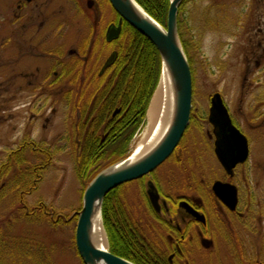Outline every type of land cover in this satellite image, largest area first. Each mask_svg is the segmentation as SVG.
I'll list each match as a JSON object with an SVG mask.
<instances>
[{"label":"rangeland","instance_id":"obj_1","mask_svg":"<svg viewBox=\"0 0 264 264\" xmlns=\"http://www.w3.org/2000/svg\"><path fill=\"white\" fill-rule=\"evenodd\" d=\"M13 2L0 0V243L3 242L0 244V264H83L75 243L77 219L68 223L55 222L58 217L68 221L81 211L86 189L76 172V158L81 147L79 130L84 119L73 111L64 96L68 90L77 88H73L69 81H63L59 86L41 89L40 79L48 76L57 54L67 56L80 47L92 24L86 21L88 16H67L62 21L60 17H49L52 32L50 36L43 32L38 40L42 43L48 39L51 45L45 53L38 47L31 54L32 49H26L23 41L36 38L45 19L28 16V10L20 12L21 17H15ZM211 7L219 11L214 18H211V12L208 14L209 24L220 27L221 24L216 22L220 15L226 20L227 26L223 27L226 31L218 35L202 29L204 16L198 17L199 21L193 18L195 13L199 14L195 10L204 11ZM111 15L101 17L100 28L111 23L108 22L114 18ZM25 22L26 32L22 28ZM181 22L187 41L195 40L193 44L200 46V55L209 53L213 57V62L208 63L203 55L197 65L195 114L207 115L208 98L216 92L225 94L234 111L246 114L253 111L256 95L264 87V76L257 85L251 76L245 81L247 75L244 71L256 73L264 69V49H260L258 43H264L263 34L258 33L261 25L264 26V0L187 2L183 6ZM231 24L237 25L228 28ZM193 30L196 39L191 38ZM21 32L23 44H18L17 49ZM218 39L232 45V48H222L220 65L214 60L218 54L214 47ZM30 73L36 79L26 77ZM245 85L249 94L242 97ZM198 121V126L204 127L189 126L173 157L146 178V194L150 200L148 185L152 182L159 188V194L199 200L203 206L212 208V211L209 207L207 210L213 224L237 216L236 221H228L231 230L229 226L230 232H226V236L215 231L212 233L214 245L210 251L198 248L196 238L193 239L191 244L196 249L193 248L194 254L191 252L188 257L189 264H251L253 258H263L261 263H264V120L255 122L251 119L248 128H245V116L240 120L250 142V157L232 179L226 177L214 154V142L206 136L211 127L203 120L202 123ZM148 123L146 116L124 159L115 162L107 159L101 168L109 169L133 156ZM20 161L19 169L16 165ZM7 164L11 168H4ZM37 167L41 172L36 171ZM7 169L9 172L5 175ZM28 177L30 180H24ZM216 181L237 186L240 196L238 214L225 215L227 211L213 196L212 186ZM28 182L34 184L31 191L27 189ZM20 187L24 190L21 191ZM120 194L135 216L138 227L140 224L145 226L146 221L155 223L140 181L126 185ZM165 215L161 217L168 220ZM172 216L181 223L179 214ZM102 223L107 249L108 235Z\"/></svg>","mask_w":264,"mask_h":264},{"label":"flooded vegetation","instance_id":"obj_2","mask_svg":"<svg viewBox=\"0 0 264 264\" xmlns=\"http://www.w3.org/2000/svg\"><path fill=\"white\" fill-rule=\"evenodd\" d=\"M196 1L198 2V0H185L183 2L180 8V11H179V18H180L179 21L180 22H181L183 6L187 2L191 3V2H196ZM13 4L16 5L15 17H21L20 12H23L24 10H28V13H27L29 14L28 16L35 15V16H38L39 18L42 17L45 19L41 24L38 36L36 35V38H31L30 40L29 38H27L28 41H23L24 44L26 45V49L28 50L32 49V51H30L31 54H34L35 48H38V47L42 48L43 49L42 52L45 53L47 48H49V46L51 45V42H49L48 39H46V41L42 43L38 40L39 39L38 37L43 32H45V35H48V36H50V33L52 32L53 26L52 25L50 26L49 24L50 20L48 22L49 17H60L62 21L63 18L67 16H73V17H80V16L87 17L88 16L87 18L89 19H87L86 21L91 23L92 26H90L91 31L85 37L86 39L85 38L82 39L80 42V47H78L77 50L70 51L67 56L63 55L64 53L57 54L56 58H54L55 64L54 66H52V69L48 73V76H45L44 78H41L40 80L43 84V86H41V89L43 87L47 88L50 85L51 87L54 85L59 86L60 83H62L63 81L65 82L69 81L70 85L73 88H77V89L68 90L64 94L65 101H67L68 105H71V108L73 109V111L76 110V112L79 113L80 118H82V114L88 115V113L93 112L95 108V103L98 97L101 94H105L107 91L106 89L112 86L111 82H112L113 73H111V71L119 57L118 52L115 50V43L121 39L122 34H123V22L121 24V18L117 14L115 9L113 8L111 1L110 0H14ZM217 5L218 4H215L214 6H217ZM195 11L199 12V14L197 15V13H195L193 17L194 20L199 21L198 17L202 18L204 16V25L202 27L203 30L210 32L211 34L215 33L217 35L221 32L226 31L224 29L227 26L225 25L226 20L221 15L219 19L216 21L218 22V25L221 24L220 27L214 28L213 25L209 24L210 18L208 17V14L211 12V15H212L211 18L216 17L219 11L218 9H216V7H211L204 11H200V10H195ZM111 14L114 15V18L108 21L111 23L108 24V26L103 29L100 28L99 23L102 20V18L103 17L105 18L107 15L111 17L112 16ZM236 25L237 24H234V25L231 24L230 26H228V28L236 27ZM119 27H121L119 37L109 41L108 38H109V32L111 31V29L113 28L116 29ZM22 28L26 32L28 28L26 27V22L23 24ZM262 28H264L263 25H261V27L259 28V31L258 29L257 31L259 34H263L264 36V29ZM28 31L30 32V29H28ZM192 33H193V36H191V38L195 36L194 30ZM22 35H23V32L18 34V38L20 37L19 38L20 41H21ZM228 35L230 34L228 33ZM185 37L186 36L184 34L183 41L186 44L187 49H188V57H189L188 59H189V63L191 66L192 78H193V101H192V111H191V118H190L189 126H195L201 129L202 127H204V125L199 124L201 127L198 126L197 120H199L198 122H201V123L203 120L206 123V125L211 127L212 129L211 132H208L206 136H209V138L213 140L214 154L217 158V155L215 153V148H216L215 146L216 144L215 126L211 122L214 97L216 95H220L223 101V104L225 106V109L227 110V113L229 115L230 122L235 128L240 130L241 133L245 135L244 129L242 130L241 123H240V120L244 116H245V119L247 120L246 122L247 124L245 128H248V123H249V120L251 119L252 121H255V122L259 120L260 121L264 120V92H262L264 91V87L260 91H258L256 95L257 100H256L254 110L249 112V114L248 113L246 114V112L243 113L241 111H238V112L234 111L232 106L229 104L225 94L216 92L215 94L209 96L208 98L207 115L206 113H204L203 116L196 115L195 114L196 107L194 105L195 103L194 93H195V77L197 76V72H198L197 65H199V59H201L203 55H205V59L207 58L208 63L213 62V57L209 55V53L200 55V51H201L200 46L194 45L193 43L195 42V40L193 39L189 43V41H187ZM194 39H196V37H194ZM20 41L17 42V49H19L18 44L19 46L21 45V43L23 44V42L22 41L20 42ZM258 43H259V48L264 49V43L262 41H259ZM237 45L238 44H236L235 49ZM215 46H216V51L218 54H215L214 60L215 62L218 63V65H220L222 62L219 59V55L220 56L223 55L222 48L223 47L232 48V45H231V42H225V41H221L220 39H218L214 47ZM114 54L116 55V59L114 63L110 67L106 68V64L108 60ZM259 65H260V62L257 63V66ZM244 73L247 75V78L245 81H247L251 76L252 80H255L257 85H259L261 81V76H264V69L256 73H253L251 70L249 71L245 70ZM26 77L36 79V77L34 78L33 73L26 74ZM246 87L247 85H245L244 87L242 97H245L247 96V94H249V91H247ZM114 114H113V117H114ZM85 122L86 121H83L81 123L82 127L87 126V122L86 123ZM107 138H108V133L104 135V142L107 140ZM101 142L104 143L103 141ZM248 142H249V139H248ZM249 146H250V142H249ZM212 153H213V150H212ZM245 164L239 165L234 170V175L236 171L240 167L244 166ZM222 170H224L223 167H222ZM224 172H225L226 177L231 179V177L228 176V173L225 170ZM225 183H230V182H225ZM157 190L159 191V188H157ZM143 191L145 194L144 196L148 204V207L150 211L154 213L153 215H154L155 223L151 224L148 221H146L145 226L139 223L140 224L139 228L138 229L136 228L135 233L137 232L138 235L140 236L141 254H146L147 252L146 250L148 248L147 245L151 244V246L157 250L159 249L164 250V254L166 256V260L168 264H189L188 257L191 252L193 253V248H195V246H193V243L191 244V241L195 238L197 240L198 248L199 247L203 248L202 242L204 239L211 241L212 244L210 248H208V250L205 249V251H210L214 245V241L211 239L212 233L215 231V232H219L222 236L224 235L226 236L225 233L230 232L229 231L230 225L228 221H230L231 219V221L233 222V220L236 221L237 219V216H236V219L226 218L225 220L222 219L221 222L216 221L215 224H213L211 221L209 212L207 210L209 206L207 207L205 205L203 206L199 200H190L188 197H185V196H179V197L174 198V197L166 196L165 194L162 195L161 193L159 195L162 201L160 202V212L158 213L154 210V208L152 207L149 201V198L145 191V183L143 186ZM238 193H239V189H238ZM239 199H240V196H239ZM217 201L225 209V211H227L225 215L228 214L229 216V214L230 215L238 214L237 211L239 209V205H238V209L235 212H232L229 209H227V207H225V205H223L219 200ZM185 202H187L195 211L205 216V219H206L205 225L197 221L186 209L181 208V204ZM209 208L212 211V208L211 207ZM163 214H166L165 216L168 217V220L165 218L163 219V217H161V215ZM175 214H179L181 223L177 222L175 217L172 216ZM212 214L215 215L214 212H212ZM29 215H30V212L27 211V216ZM62 221L65 223L69 222V221H66L63 217H58V220H56L55 222L61 223ZM230 230H231V226H230ZM199 241H200V244H199ZM242 252H243V249H242ZM261 259L263 258H260L259 260H257L256 258H253V261L251 262V264H264V263H261V261H263Z\"/></svg>","mask_w":264,"mask_h":264},{"label":"water","instance_id":"obj_3","mask_svg":"<svg viewBox=\"0 0 264 264\" xmlns=\"http://www.w3.org/2000/svg\"><path fill=\"white\" fill-rule=\"evenodd\" d=\"M123 21L127 22L158 49L164 71L169 75L173 93V115L170 125L158 144L137 161H123L102 171L88 185L83 196V207L78 213L76 245L84 264H133L109 251L100 249L94 242L95 220L102 215L105 198L120 186L140 180L157 170L175 152L189 125L193 101V78L189 60L184 51L179 33V9L184 0H171L167 29L151 18L134 0H110ZM121 27L109 32L108 40L119 37ZM116 59L112 55L106 64L110 67ZM117 110L114 117L120 113ZM211 122L215 126V152L220 164L233 176L234 170L249 159L248 139L230 122L220 95L213 99ZM104 142V138H103ZM152 206L160 212L159 193L149 183ZM216 197L231 211L239 203L238 189L230 183L216 181L213 185ZM197 221L206 224L204 215L196 212L187 202L181 204ZM75 215L72 216L74 218ZM212 242L205 239L202 245L210 248Z\"/></svg>","mask_w":264,"mask_h":264},{"label":"trees","instance_id":"obj_4","mask_svg":"<svg viewBox=\"0 0 264 264\" xmlns=\"http://www.w3.org/2000/svg\"><path fill=\"white\" fill-rule=\"evenodd\" d=\"M135 1L162 27L167 28L170 0ZM180 33L188 55L181 22ZM115 50L119 57L111 71L112 86L98 97L93 112L82 114V120L87 122V126L80 125L81 147L76 158V172L86 188L104 170L101 166L105 160L115 162L114 160L125 158L133 137L146 121L147 111L163 70L162 59L155 45L125 21L122 37L115 43ZM142 82L145 83L143 94L136 100L135 95ZM117 109H121V113L114 118L113 114ZM107 133L108 138L102 143V138ZM21 163L22 161L16 165L17 168L20 169ZM6 167L11 168L8 164L4 166ZM36 171L41 172V168L37 167ZM8 172L7 169L4 174ZM145 181L146 178L140 181L142 187ZM28 184L29 191L34 189V184ZM123 187L110 192L103 205V221L111 253L134 264H168L164 250H157L151 244L147 245L146 254H141L140 236L135 233L136 228H139L138 223L121 197ZM20 188L21 191L24 190ZM115 231L122 243L116 241Z\"/></svg>","mask_w":264,"mask_h":264},{"label":"bare ground","instance_id":"obj_5","mask_svg":"<svg viewBox=\"0 0 264 264\" xmlns=\"http://www.w3.org/2000/svg\"><path fill=\"white\" fill-rule=\"evenodd\" d=\"M144 86L145 83L142 82L140 90L135 95L136 100L142 96ZM172 115L173 93L169 75L165 71L148 112L149 123L147 131L138 147H136L134 155L130 158L131 162L139 160L158 144L170 125ZM114 236L116 237V241L122 243V239L117 235L116 231L114 232ZM94 242L99 248H106L107 246L105 231L100 216L95 220Z\"/></svg>","mask_w":264,"mask_h":264}]
</instances>
